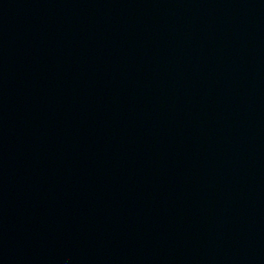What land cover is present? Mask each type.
Instances as JSON below:
<instances>
[{
	"label": "water",
	"instance_id": "95a60500",
	"mask_svg": "<svg viewBox=\"0 0 264 264\" xmlns=\"http://www.w3.org/2000/svg\"><path fill=\"white\" fill-rule=\"evenodd\" d=\"M0 264H264V0H0Z\"/></svg>",
	"mask_w": 264,
	"mask_h": 264
}]
</instances>
